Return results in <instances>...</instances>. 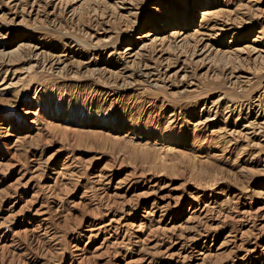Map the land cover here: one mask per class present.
Returning <instances> with one entry per match:
<instances>
[{
  "label": "rangeland",
  "instance_id": "obj_1",
  "mask_svg": "<svg viewBox=\"0 0 264 264\" xmlns=\"http://www.w3.org/2000/svg\"><path fill=\"white\" fill-rule=\"evenodd\" d=\"M0 264H264V0H0Z\"/></svg>",
  "mask_w": 264,
  "mask_h": 264
}]
</instances>
